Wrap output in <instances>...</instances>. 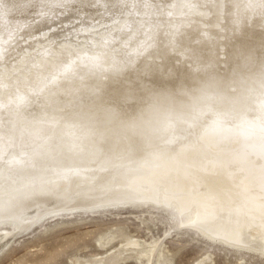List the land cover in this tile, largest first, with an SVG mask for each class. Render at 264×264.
Returning a JSON list of instances; mask_svg holds the SVG:
<instances>
[{
    "label": "bare ground",
    "instance_id": "obj_1",
    "mask_svg": "<svg viewBox=\"0 0 264 264\" xmlns=\"http://www.w3.org/2000/svg\"><path fill=\"white\" fill-rule=\"evenodd\" d=\"M64 24L84 42L59 46L68 34L53 28ZM262 41L260 0H0V223L17 226L0 232V252L48 213L148 200L178 226L264 255L258 127L171 157L147 132L153 104L180 108L202 92L245 87L222 79L240 51L258 78ZM106 101L136 118L139 149L126 152Z\"/></svg>",
    "mask_w": 264,
    "mask_h": 264
},
{
    "label": "rangeland",
    "instance_id": "obj_2",
    "mask_svg": "<svg viewBox=\"0 0 264 264\" xmlns=\"http://www.w3.org/2000/svg\"><path fill=\"white\" fill-rule=\"evenodd\" d=\"M125 5L123 13L130 7L127 1ZM194 11L198 14L196 9ZM115 18L111 24L120 19V14ZM64 25L53 28L59 35L68 34L57 40L59 46L69 45L67 41H71L70 44L84 42V35L78 33L81 41L76 35L69 36L75 31L70 24ZM13 75L10 79H17ZM144 202L149 203L47 212L32 228L14 236L0 252V264H198L201 261L205 264H264L260 251L226 245L204 236L196 228L178 226L162 201L158 205L148 200ZM16 228L10 222L0 223V232L8 230L13 234ZM152 248L157 250L155 257L150 254ZM144 251L146 253L141 254Z\"/></svg>",
    "mask_w": 264,
    "mask_h": 264
},
{
    "label": "snow or ice",
    "instance_id": "obj_3",
    "mask_svg": "<svg viewBox=\"0 0 264 264\" xmlns=\"http://www.w3.org/2000/svg\"><path fill=\"white\" fill-rule=\"evenodd\" d=\"M260 6L264 9V0H260ZM264 49V41L261 44ZM253 63L251 53L240 51L236 57V65L231 69L230 74L222 79L231 81L232 84L240 83L245 85L239 92L236 87L217 94L202 92L195 97L191 104L183 105L180 108H161L156 104L151 105L153 119L148 122L147 132L150 137H155L161 143L157 145V152L167 153L169 157L175 154L176 147L182 149H194L207 141V146L219 143L223 139L221 133L230 132L233 128L241 125L259 130V151L258 156L264 161V54L261 55L258 78L252 79L246 74ZM252 84L248 85V81ZM151 91V90H147ZM232 93V94H230ZM21 101L23 98H20ZM145 102L143 93L136 98V104ZM104 108L110 120L119 119L121 125V139L127 141L126 152L130 153L135 145L133 137L142 134V129L134 116H129L125 107L113 101H106ZM70 129L78 126L73 123ZM92 134L91 130L85 135ZM68 135L75 133L69 131ZM82 139L76 136V140ZM78 143L70 145L72 148L79 147ZM102 151V148H98ZM248 153L242 154V159H247ZM11 163V162H10ZM260 181L264 188V164L260 167ZM264 211V205L261 206ZM195 226V225H194ZM198 264H205L201 261Z\"/></svg>",
    "mask_w": 264,
    "mask_h": 264
}]
</instances>
